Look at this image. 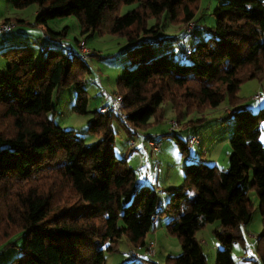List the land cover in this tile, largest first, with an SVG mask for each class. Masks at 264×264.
I'll return each mask as SVG.
<instances>
[{"label": "trees", "instance_id": "obj_1", "mask_svg": "<svg viewBox=\"0 0 264 264\" xmlns=\"http://www.w3.org/2000/svg\"><path fill=\"white\" fill-rule=\"evenodd\" d=\"M15 5H36L34 23L43 27L47 39L58 41L56 46L67 30L51 28V20L76 18L80 37L68 53L52 50L47 40L45 47L30 40L44 54L40 60L26 44L2 52L0 247L12 245L6 242L15 233L26 234L23 254L6 264H104L106 252L116 250L123 236L145 247V236L161 213L159 199L149 186L137 188L134 170L113 153L114 123L131 134L163 122L168 102L179 125L206 106H232L243 79L264 75V0L219 3L208 39L182 46L181 32L192 34L196 26L199 0H17ZM124 6L133 8L121 13ZM0 22L29 24L16 18ZM172 27L178 32L165 35ZM90 32L124 38L133 67L124 69L111 103L99 107L89 122V132L100 140L85 145L50 113L53 93L64 87L76 92L75 112L86 113L88 95L80 73L89 69L86 61L94 53L84 38ZM164 40L180 48L187 61L176 60L174 50L154 56L153 44ZM116 95L122 98L120 111L112 108ZM233 113L228 169L193 161L184 166L183 184L167 189L171 218L166 230L180 239L182 253L166 264H207L196 234L216 220V264H233L237 232L252 218L249 189L256 191L264 218V144L257 136L264 105L256 113L246 107ZM194 137L199 138H178L183 150L200 141L191 143ZM150 141L156 143L150 137L148 145Z\"/></svg>", "mask_w": 264, "mask_h": 264}, {"label": "rangeland", "instance_id": "obj_2", "mask_svg": "<svg viewBox=\"0 0 264 264\" xmlns=\"http://www.w3.org/2000/svg\"><path fill=\"white\" fill-rule=\"evenodd\" d=\"M224 1L226 0H199L195 16L196 26L192 34L181 32L182 39L178 40L181 46L183 43L191 45L199 40L208 39L211 35L209 28L216 23V18L212 14L213 9ZM16 2L17 0L10 2L11 13L20 14L26 20L30 17V22H32L37 6L29 5L18 8L15 5ZM1 8L2 6H0ZM132 8L133 6H124L121 13ZM49 26L59 31L64 28L67 30L66 39L58 46H56L57 40L47 39L48 42H52V50L68 53L69 48L77 47L76 38L80 37V33L76 18L54 19L49 21ZM175 32H178V28L172 27L167 30L165 35L175 34ZM13 33L15 32L2 33L0 38L12 36ZM84 38L88 47L92 48L91 50L94 52L86 61L89 69L81 70L80 73L82 87L88 95L86 113L75 112L73 108L76 103V92L71 87H64L58 93H53L54 109L50 113V117L63 129L73 130L75 134L81 136L85 145H93L101 138L91 134L88 130L93 114L99 107L110 103L109 96L115 93L119 76L125 68H132L133 65L126 52L128 43L124 38L98 32L87 33ZM163 42L162 44H153L154 56L174 50L176 60L180 63L187 61L182 56L181 49L177 48L173 42L171 43L169 40ZM26 45L35 53L37 59L40 60L44 55L40 53L39 46L34 42H28ZM4 66L5 59L3 58L0 62V71H4ZM236 96L232 106L225 102L217 107L206 106L203 110L185 117L184 122H181L180 125L174 118L175 112L169 102L163 105L164 121L147 129L129 134L121 124L114 123L116 141L113 153L118 158H124L134 170L137 188L147 185L156 193L159 199L158 211L161 213L155 224L156 229L151 230L145 236V247L134 245L123 236L118 240L116 250L106 252L104 264H130L133 259L132 253H138L141 258L136 264H166L170 257H177L182 253L180 239L166 230V224L171 218L166 210V203L169 199L167 189L173 183L180 186L183 184L184 166L193 161L216 166L219 170L228 169L229 139L235 123L233 112L246 107L256 113L260 106L264 105V75L243 79ZM173 123L174 128L171 129ZM196 134L200 141L191 149L183 150L178 138L187 142L189 137ZM257 136L264 144V122L259 125ZM150 137L156 141L158 145L156 149L148 145ZM130 142H134L135 145H130ZM251 180L252 172L250 173ZM247 195L253 204L252 218L237 232L239 239L235 240L231 252L233 264H264V218L260 212L259 197L254 189H249ZM219 224L218 220L208 223L196 234L206 256L207 264H216L220 242L215 231ZM25 235L22 231L17 232L6 242L12 245L6 248L0 247V264L9 263L15 257L23 254ZM149 245L152 247V251L148 253Z\"/></svg>", "mask_w": 264, "mask_h": 264}, {"label": "crops", "instance_id": "obj_3", "mask_svg": "<svg viewBox=\"0 0 264 264\" xmlns=\"http://www.w3.org/2000/svg\"><path fill=\"white\" fill-rule=\"evenodd\" d=\"M11 1L0 0V6H2V8L0 9V21H3L5 19H10V18H11V20H14L16 18L20 21H25L26 19L23 18L22 15L16 14V13H11L12 12L11 11L12 6L10 3ZM37 11H38V9L36 8L35 14L33 16L36 17ZM35 17H34V19H32V22H30V19H29L30 17H28V19H27L29 22L28 25L27 24L17 25L12 30L13 32H15L12 34V36L0 38V42H1L0 43V54H2V52H4L8 48L18 47V46H22L24 44H27L30 40L38 42L39 46H42L46 42L47 35L45 34L43 27L35 25V23H34ZM6 33H3V34H6ZM42 47H45V46H42ZM2 59H3V57L1 55L0 56V62H2ZM257 98H259V97H257ZM110 103H111V97H110ZM175 186H177V185L175 183H173V185L170 188H173ZM157 221H158V219H157ZM154 229H156V226ZM150 245H152V244H150Z\"/></svg>", "mask_w": 264, "mask_h": 264}, {"label": "built area", "instance_id": "obj_4", "mask_svg": "<svg viewBox=\"0 0 264 264\" xmlns=\"http://www.w3.org/2000/svg\"><path fill=\"white\" fill-rule=\"evenodd\" d=\"M15 27H16V25L13 22H0V34L6 33V32H9V31H12ZM190 27L192 28V26H190ZM190 27H188V30L191 29ZM81 47H82V52L85 53L86 48H85V43L84 42H81ZM121 103H122V98L120 96L116 95V97H115V99L113 101V104H112V108L115 109V110L120 111V109H121ZM172 128H174V123L172 125ZM197 139H199V138L198 137H194L191 140V143H193L194 141H197ZM149 144L152 147H154V149H156V147H158V145L155 142H153V141H150ZM157 217L158 216L155 215L154 220H156ZM150 251H152V247L151 246L148 248V253ZM132 257H133V259H138L140 256H139L138 253H132Z\"/></svg>", "mask_w": 264, "mask_h": 264}]
</instances>
